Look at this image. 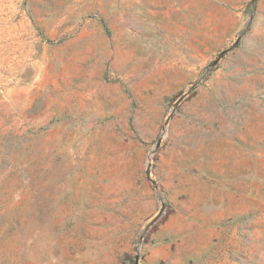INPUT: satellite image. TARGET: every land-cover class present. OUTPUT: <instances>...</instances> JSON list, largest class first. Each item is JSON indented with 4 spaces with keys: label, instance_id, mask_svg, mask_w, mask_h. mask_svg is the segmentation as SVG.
I'll list each match as a JSON object with an SVG mask.
<instances>
[{
    "label": "rangeland",
    "instance_id": "obj_1",
    "mask_svg": "<svg viewBox=\"0 0 264 264\" xmlns=\"http://www.w3.org/2000/svg\"><path fill=\"white\" fill-rule=\"evenodd\" d=\"M0 264H264V0H0Z\"/></svg>",
    "mask_w": 264,
    "mask_h": 264
},
{
    "label": "water",
    "instance_id": "obj_2",
    "mask_svg": "<svg viewBox=\"0 0 264 264\" xmlns=\"http://www.w3.org/2000/svg\"><path fill=\"white\" fill-rule=\"evenodd\" d=\"M183 97H184V96H182V97L179 99V101L177 102V104L183 99Z\"/></svg>",
    "mask_w": 264,
    "mask_h": 264
}]
</instances>
